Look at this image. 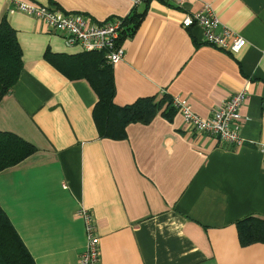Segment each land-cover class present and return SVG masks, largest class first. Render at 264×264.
Wrapping results in <instances>:
<instances>
[{"label": "crops", "instance_id": "crops-1", "mask_svg": "<svg viewBox=\"0 0 264 264\" xmlns=\"http://www.w3.org/2000/svg\"><path fill=\"white\" fill-rule=\"evenodd\" d=\"M91 23L128 15L129 0H24ZM210 3L221 23L241 35L237 53L205 44L183 15ZM144 12L125 55L112 66L117 106L164 91L207 117L243 90L244 144L186 130L181 114L133 123L126 137H100L97 101L85 79H70L46 60L87 52L66 45L44 22L0 0L21 49L15 85L0 100V131L33 144L32 156L0 171V209L33 264H78L86 244L79 207L93 214L98 264H264V243L241 245L236 222L264 220V0H163Z\"/></svg>", "mask_w": 264, "mask_h": 264}, {"label": "trees", "instance_id": "trees-1", "mask_svg": "<svg viewBox=\"0 0 264 264\" xmlns=\"http://www.w3.org/2000/svg\"><path fill=\"white\" fill-rule=\"evenodd\" d=\"M143 14L144 12H139L137 6L123 18L121 40L129 39L134 34ZM7 21L6 18L0 21V99L5 97L12 85L16 84L18 72L22 68L21 49L14 35L15 31ZM102 56L101 52H87L86 56L75 60L64 54L54 56L48 52L45 54V59L67 78L85 79L90 85L97 97L92 107V121L100 137L121 140L126 137L127 125L136 122L149 123L158 113L169 119L176 112L172 96L164 91L159 97L155 95L139 97L132 104L117 106L113 101L115 86L112 65ZM34 147L14 133L0 131V171L32 156L36 151ZM3 212L0 209V264H33V258ZM235 224L238 243L241 245L264 243V220L261 218L245 216Z\"/></svg>", "mask_w": 264, "mask_h": 264}, {"label": "built area", "instance_id": "built-area-1", "mask_svg": "<svg viewBox=\"0 0 264 264\" xmlns=\"http://www.w3.org/2000/svg\"><path fill=\"white\" fill-rule=\"evenodd\" d=\"M13 9L25 12L33 16L38 21L44 22L47 29L55 31L64 37L66 45L76 44L89 53L101 52L102 57L108 64L116 65L125 55L121 44L124 17L107 19L103 23H91L85 19L83 13L63 12L58 9H51L47 6L37 5L32 1L6 0ZM130 11L140 6L144 0H129ZM164 3L171 4L177 8L183 7L187 0H163ZM128 13V15H129ZM183 28L197 26L201 29L202 41L206 44L232 53H237L245 45V39L232 29L221 23L220 19L210 3L202 4L201 7L183 15L181 20ZM245 101V92L240 90L229 95L218 105L207 117H200L195 114L186 100L178 97L173 98V105L183 118L186 130L194 135L203 134L208 137L217 138L221 144L231 145L233 148L244 144L241 135V127L245 121L240 113L242 102ZM76 214L82 219L84 226V237L86 238L85 247L79 255L78 264H98L99 258V239L95 235L96 226L93 214L88 208L82 206L76 209Z\"/></svg>", "mask_w": 264, "mask_h": 264}, {"label": "bare ground", "instance_id": "bare-ground-1", "mask_svg": "<svg viewBox=\"0 0 264 264\" xmlns=\"http://www.w3.org/2000/svg\"><path fill=\"white\" fill-rule=\"evenodd\" d=\"M113 66V65H112ZM85 247V246H84Z\"/></svg>", "mask_w": 264, "mask_h": 264}]
</instances>
